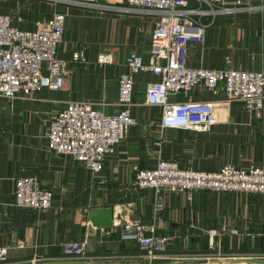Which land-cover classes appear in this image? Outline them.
<instances>
[{
    "label": "crops",
    "instance_id": "1",
    "mask_svg": "<svg viewBox=\"0 0 264 264\" xmlns=\"http://www.w3.org/2000/svg\"><path fill=\"white\" fill-rule=\"evenodd\" d=\"M123 1L97 0L96 6H82L54 0H0V13L11 14L14 25L22 30L38 28L61 9L66 27L58 55L70 62L71 70L69 83L60 90L43 88L9 101L0 96V246L24 244V248L11 249L2 264L63 260L61 244L85 237L90 260L142 257L136 243L122 239L119 227L104 239L90 223L89 211L97 206L111 207L116 224L120 204L127 218L151 223L156 193L150 188L138 189L136 175L154 166L159 157L205 171L231 163L242 170L252 165L264 168V109L250 113L234 98L227 107L216 109L217 119L206 131L166 128L161 125L162 108L145 100L148 84L157 79L149 72L134 74L131 109L139 124L123 144L105 156L101 174L93 175L69 155L48 149L46 133L60 109L81 100L107 114L118 112L119 78L126 71L127 54L137 51L148 58L157 17L112 8ZM78 48H84L86 63L72 62ZM102 53H110L113 61L101 65L97 57ZM187 64L264 71V10L217 16L206 31L205 42L188 45ZM223 96L221 88L215 92L195 89L174 100ZM159 136L164 142L161 150L154 146ZM28 175L36 176L41 188L53 190L54 202L46 212L12 205L15 179ZM163 203L164 210L154 222L157 235L173 237L166 255L264 257L263 194L200 190L190 198L185 191H167ZM223 227L236 228L240 235H224ZM211 232L216 233L213 245Z\"/></svg>",
    "mask_w": 264,
    "mask_h": 264
},
{
    "label": "built area",
    "instance_id": "2",
    "mask_svg": "<svg viewBox=\"0 0 264 264\" xmlns=\"http://www.w3.org/2000/svg\"><path fill=\"white\" fill-rule=\"evenodd\" d=\"M54 1L97 5V0ZM112 8L157 17L148 58L137 51L127 54L126 71L119 78L121 110L118 112L107 114L81 100L70 101L60 109L46 133L51 152L69 155L84 164L93 175L101 174L105 168V156L123 144L130 131L139 124L131 109L136 73L149 72L157 78L148 84L145 100L162 108L161 125L166 128L206 131L217 119L216 109L227 107L234 98L240 100L250 113L259 114L264 109V71H241L231 67L193 68L187 64L188 45L194 42L203 44L206 31L217 16L264 10V0H124ZM13 21L11 14L0 13V96L9 101L33 95L43 88H64L71 78L70 62L58 55L65 33V13L57 9L51 19L38 24L34 30H22ZM72 59L74 63H86L84 48L76 49ZM97 59L101 65L113 61L110 53L99 54ZM217 88L222 89L223 98L174 100L183 92L195 89L215 92ZM163 145L162 136L154 140V146L159 150ZM136 176L138 189L150 188L156 193L153 221L145 224L137 218L129 219L124 214V206L118 204V223L111 228L98 229L105 239L114 233L116 227L121 228L122 239L136 243L148 261L166 256L173 245L172 236L155 233L154 221L164 210L167 191H185L190 198L200 190L264 195V168L257 165L242 170L231 163L215 171H205L159 157L154 166L139 170ZM15 180L13 206L43 213L53 205V190L41 188L36 176H22ZM3 214L9 216L6 212ZM221 233L240 235L238 229L227 227H223ZM215 235V232L210 234L211 245ZM61 246L63 260L88 259L89 240L86 237L81 241H65ZM13 248H24V244L12 248L0 246V264L8 260Z\"/></svg>",
    "mask_w": 264,
    "mask_h": 264
},
{
    "label": "water",
    "instance_id": "3",
    "mask_svg": "<svg viewBox=\"0 0 264 264\" xmlns=\"http://www.w3.org/2000/svg\"><path fill=\"white\" fill-rule=\"evenodd\" d=\"M89 220L95 228H111L113 226L114 211L111 207L97 206L90 209ZM208 259H200L195 264L207 263ZM211 263L214 264H264V257L251 256V257H217L211 259ZM31 264H109L103 262H97L90 259H64V260H47L40 262H31Z\"/></svg>",
    "mask_w": 264,
    "mask_h": 264
},
{
    "label": "rangeland",
    "instance_id": "4",
    "mask_svg": "<svg viewBox=\"0 0 264 264\" xmlns=\"http://www.w3.org/2000/svg\"><path fill=\"white\" fill-rule=\"evenodd\" d=\"M251 256H255V255H251ZM251 256H247V257H251ZM217 257H222V256H218L217 255H213V254H200L199 256H183V257H179V258H173L170 257L168 255L163 256V257H159L156 260H152V261H148L142 253V257L140 258H135L132 260H128L126 258H119L116 257L115 259H103V260H98L99 262H103V263H109V264H195V262L200 261V259H215ZM97 261V262H98Z\"/></svg>",
    "mask_w": 264,
    "mask_h": 264
},
{
    "label": "bare ground",
    "instance_id": "5",
    "mask_svg": "<svg viewBox=\"0 0 264 264\" xmlns=\"http://www.w3.org/2000/svg\"><path fill=\"white\" fill-rule=\"evenodd\" d=\"M211 260H209V262H207V263H200V264H214V263H211L210 262ZM190 264H192V263H190ZM218 264V263H217Z\"/></svg>",
    "mask_w": 264,
    "mask_h": 264
}]
</instances>
